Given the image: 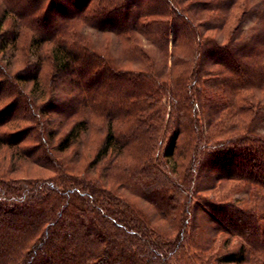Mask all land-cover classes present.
<instances>
[{
	"label": "trees",
	"instance_id": "obj_1",
	"mask_svg": "<svg viewBox=\"0 0 264 264\" xmlns=\"http://www.w3.org/2000/svg\"><path fill=\"white\" fill-rule=\"evenodd\" d=\"M68 2L69 10L60 0H0V264H264V33L260 49H235L248 0ZM125 3L140 9L110 29L141 67L123 68L76 33L78 23H106ZM233 6L241 11L227 41L205 36L233 22ZM22 28L30 54L51 44V89L39 104L43 55L11 74L1 63ZM61 71L83 101L48 127L43 117L62 111L47 106ZM18 82H31L32 113ZM97 117L104 134L85 153L82 136ZM20 120L32 124L17 128ZM205 167L210 179L200 184ZM226 185L223 196L243 198H203ZM219 237L223 253L212 251Z\"/></svg>",
	"mask_w": 264,
	"mask_h": 264
},
{
	"label": "rangeland",
	"instance_id": "obj_2",
	"mask_svg": "<svg viewBox=\"0 0 264 264\" xmlns=\"http://www.w3.org/2000/svg\"><path fill=\"white\" fill-rule=\"evenodd\" d=\"M239 1H243V0H239ZM247 5L250 7L249 11L247 12L244 20L242 21V23L240 24V28L237 30L236 34H235V38H236V47L235 49L240 53L241 52H246V51H255L257 49H260L262 44H263V31H264V0H248ZM60 6L63 9L69 10L70 6H69V2L68 0H60ZM24 8V7H21ZM132 9V11H136V9H140L139 7H136L134 5H129L125 3V5L123 7H121L118 11H116L113 15H111L108 19H110L109 21L102 22L103 25L105 26H109V28L105 29L102 28V24H96V25H86V24H82V23H78L76 25V33L77 34H82L83 36H85V38L87 40H89V42L96 46L97 48L100 49V52H103L104 54H110L111 57L113 58V60L120 64L121 66H123V68H136V67H141L142 66V61L137 57V56H130V53L128 52V49L126 50V47L128 46L124 41H122L121 35L115 34L112 29L110 28H114V26L118 27L120 26V24H123L124 20H128L129 16L126 14L125 17V12H130ZM241 7L239 8V10H235L234 6L232 7V9L230 10L231 13L230 15H232V20L233 22L230 25H227L224 27V31L223 30H203L205 32V36H209L213 39H215L218 43H223L227 41V38L232 30V28L234 27V24L236 23V16H238V14L240 13ZM52 20L54 22L57 21H62L64 17H60L59 14L56 13V11H54V9L52 8ZM228 18V19H230ZM11 16L9 15L5 21L3 26H8L11 22ZM231 21V20H230ZM31 32L29 30H25V29H21L20 30V36L17 38L16 40V48L12 49V48H7L4 51V57L3 60H1L2 65H5L4 70H8V72L14 73L15 71L21 69L22 67L25 68V66H27V63H31L37 60L38 55H43V64H42V70L40 72V77H41V82L43 84V86L45 87V95L43 96V98L41 99H37V104L41 103L42 101L47 100L48 98V91L51 89L49 87V77L51 75L50 70H51V65L49 62V59H47V53L46 50L47 48L50 47L51 44L46 43L42 46V48L40 49L39 52L30 54V50L28 49V44H29V37H30ZM142 40V39H141ZM142 44L144 45V47L146 48V51H148L150 54H154V48L151 46H148V44H146V42L144 40L141 41ZM96 48V49H97ZM29 50V51H28ZM10 57L9 62V66L7 65L8 63H6L8 55H12ZM156 63L159 65V61L157 60V58H154ZM209 61V59H208ZM207 61V62H208ZM206 62V63H207ZM205 63V67L207 68V70H210L211 68V64L210 61L206 64ZM0 68L3 71V66H0ZM30 68V67H29ZM29 70H26L25 73H29ZM212 70V69H211ZM264 73V72H263ZM57 78V79H56ZM55 78V84H54V88L52 90V96L50 97L49 101H48V107L50 109H55L57 111V109H61L62 111L56 112V113H50L47 114V116H44L43 119H45L48 123V127L50 126H54V124H59L63 119H64V109L70 105V102H74L77 104H81L82 103V99H83V93L80 94L79 92V87L77 85V82L75 81V78L71 76L70 72L68 71H61L59 74H57ZM43 80V81H42ZM21 86L24 88V93L26 94V107L28 109V111L30 113H32V106L29 103V97L27 95V92L29 91L30 87H31V82H18ZM53 87V86H52ZM114 88L118 87V85H114ZM50 88V89H49ZM128 89L129 86L124 85V87H122V89ZM207 90L208 94H211V90L215 89L214 87L212 88L211 86H207L205 87ZM99 88L95 89L98 90ZM100 90V89H99ZM101 94V93H100ZM260 95H263L264 93H259ZM100 96H98V99H100ZM121 97V96H120ZM161 102L164 103L166 107L164 110V117H167L168 115V108H169V104L167 101V97L163 96V95H159ZM76 98V99H74ZM96 98V97H95ZM7 101L6 100H2L0 102V106L3 105V103ZM99 101V100H98ZM238 103H241L240 101ZM23 107H25V105L23 106V103L18 102L17 105L15 106V111H19L22 112L23 111ZM81 107V106H80ZM80 113V112H79ZM79 117V116H78ZM237 118V117H236ZM235 118V120H236ZM104 120L101 117H97V118H92V121L90 122V128L87 131V133H85L82 136V141L84 142V146L83 148L85 149L84 152L87 153L88 150L90 149V153L92 154L97 143L100 141L102 135L104 134V130H103V126H104ZM164 123V120H163ZM17 128H22L23 126H30L32 124V120H20L17 123ZM160 124V122H158V125ZM8 127L15 129V126H11L8 125ZM257 127L260 131H264V115L259 117L258 121H257ZM30 142H32L30 140ZM76 147H78V144H75ZM6 153H2L0 155V161H2V157L5 155ZM3 162V161H2ZM31 173L36 172L39 175H44L47 174V171L41 170L39 168H32L30 170ZM210 169H207L206 167L201 171V174L199 176V183L200 184H204L206 181H208L210 178L209 175H211ZM228 187V185L225 186V188L222 190H220L219 192H215L212 195H210L209 192H204L202 196H204L203 198H214L218 201H225L224 198L226 199H242L244 196V193L241 191H236L234 192V194H232V196H223L224 194V190H226ZM212 196V197H210ZM135 201H138L137 199H135ZM214 201V200H213ZM204 219V218H203ZM223 237V236H222ZM222 239L219 237L216 241V243L214 244V248L212 249V251H218L220 253H223V251L225 250V248L222 247V243H221ZM230 247V246H229ZM179 263V262H178ZM196 264V263H194ZM209 264H233V263H226V262H221V263H217L216 261H210Z\"/></svg>",
	"mask_w": 264,
	"mask_h": 264
}]
</instances>
